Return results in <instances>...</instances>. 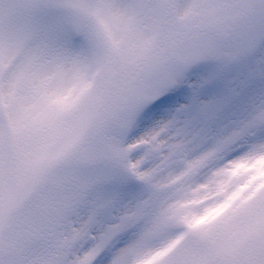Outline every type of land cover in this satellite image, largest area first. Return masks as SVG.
<instances>
[{"label": "snow or ice", "instance_id": "1", "mask_svg": "<svg viewBox=\"0 0 264 264\" xmlns=\"http://www.w3.org/2000/svg\"><path fill=\"white\" fill-rule=\"evenodd\" d=\"M254 3L257 17L249 21L242 11L248 0H237L229 22L218 29L210 61L189 76L207 80L198 89L181 84L148 104L129 140L146 133L135 143L151 146L163 126L192 154L243 156L249 163L264 159V0ZM12 8L23 9L22 20L8 18ZM76 43L52 0H0V128L6 122L10 136L47 132L79 106L91 65ZM203 97L215 99L203 103ZM138 155L121 150L118 156L120 179L109 191L121 204L140 191L144 174ZM75 214L69 210L59 226L74 233L66 239L61 264H125L121 253L131 231L125 218L112 225L104 215L94 226L77 228ZM205 215V223L181 217L187 233L173 253L176 264H264V189L251 199L244 193L216 219L199 213ZM159 261L169 264L168 258Z\"/></svg>", "mask_w": 264, "mask_h": 264}, {"label": "bare ground", "instance_id": "2", "mask_svg": "<svg viewBox=\"0 0 264 264\" xmlns=\"http://www.w3.org/2000/svg\"><path fill=\"white\" fill-rule=\"evenodd\" d=\"M160 1L163 0H156V3ZM144 2L152 3L151 0L112 1L102 10L104 21L98 20L99 23L79 25L75 19L73 21L70 17L59 16L66 28L77 37L75 49L82 51L90 62L89 82L76 110L61 117L51 129L54 130L57 126L58 130L55 143L48 145L49 150H55V154L48 155L49 153L44 152L45 147L43 150L35 148V155L21 154L16 160L17 165L12 162L10 170L14 167L13 171L7 173L5 181L14 192L8 195L9 200L6 198L0 203L2 207L9 201L12 203L11 195L19 190V195L24 194L25 191L20 186L15 189L13 187L24 176V165L29 167V177H25L22 180L24 184L21 185L26 190L31 185H37L39 176L50 167L57 166L52 167L54 170L48 177L51 182L45 193L49 200H57L55 214L50 220H34L25 227L30 237L25 247L30 246L32 240L35 244L42 243L40 252L46 254L48 264H56L59 259H63L66 239L74 236L71 230L59 227L69 210L76 213L71 218L75 220L77 228L84 224L93 225L94 217L99 220L101 216L107 215L111 218L112 225L120 222H112L113 218L124 217L125 224L131 231L123 252L133 247L136 240H139L138 247L147 246L144 235L154 227L165 226L170 234L166 241L149 245L138 257L125 264H160L161 257L168 258L169 264H176L173 253L175 248L183 245L181 237L186 239L187 233L181 213L197 216L198 223H205L207 216H199L201 211L211 213L212 219H216L244 193H249L251 199L256 192L264 189V159L249 163L243 156L228 160L210 151L192 154L185 151L181 142L175 140L163 126L157 129L159 139L154 144L137 146L135 142L146 133H141L140 137H132L131 140L128 139V133L141 111L132 113L129 118L126 117L127 120L121 112L120 115H113L110 125L102 129L103 134L94 137L92 145L79 153L83 155L82 158L78 157L79 150L76 148L81 142L80 136L93 120L97 122L101 118L106 99L117 89L122 67L143 56L156 38L159 16L155 10L153 16L149 15ZM183 2L176 0L174 18L182 17L186 6ZM64 6L71 9L72 0H67ZM17 9H9L5 14L9 19L19 21L24 11ZM257 13L258 9L256 12L254 7L253 17L248 20L254 21ZM217 32L218 29H212L206 34H196L193 39L196 42L194 47H201L203 52H212ZM190 75L195 74L192 72L184 75L182 82L195 89V81L199 79H189ZM213 99L215 98L204 97L202 102L207 103ZM120 122L123 123L121 129L118 125ZM1 137L0 134V140ZM11 137L17 144L21 143L14 136ZM26 142L28 141L23 143ZM121 150L139 151L136 159L143 165L144 174L140 191L122 204L109 191L110 186L120 179L117 160ZM3 156H6L5 152L1 154ZM212 156L214 157L203 166V161ZM3 195L0 188V198ZM9 208L10 206H6L4 210L8 211ZM34 210L31 208L28 212L35 213ZM172 220L176 224L168 226ZM108 229L109 224H105V230ZM180 230L186 233L183 234Z\"/></svg>", "mask_w": 264, "mask_h": 264}, {"label": "rangeland", "instance_id": "3", "mask_svg": "<svg viewBox=\"0 0 264 264\" xmlns=\"http://www.w3.org/2000/svg\"><path fill=\"white\" fill-rule=\"evenodd\" d=\"M112 1L113 0H72L73 7H71V9L64 6L67 4V0H52V3L57 7L59 16H68L70 14L72 18L75 15L79 22L99 23L98 20H103L102 7H107ZM163 1L156 3V0H151V4L144 2L143 5L146 6L148 14L153 15L155 5H158V12L163 9L161 6ZM183 1L186 6L182 13V17L172 19L173 17H171V15L176 0H169V5L166 8V17L163 22L159 21V35H157L158 40L156 43H153L149 53L139 62L123 69V83H121V86H118L117 91L109 95L108 101L103 108L102 115L106 116L107 121L111 114L116 111L117 113L119 112V107L121 106V109L127 112L125 115V120H127L129 115L146 107L150 99L154 96L168 92L174 87H179L182 84L181 80L186 71L189 72L191 69L210 61L211 51L206 50L203 52L201 47L196 49L193 46L196 45V42L191 44L192 39L196 37V34H206L209 30L219 29L221 25L228 23L231 14L230 9L236 4L237 0ZM254 7L257 12L258 8L255 6L254 0H248L247 6L242 9L243 14L247 18H252V10ZM14 10L18 9L14 8ZM19 10L23 9L20 8ZM174 14L175 11L173 12V16ZM207 78L206 75H202L199 80H196V89H198ZM143 87L148 89L147 95L142 91ZM106 122L104 123L99 119L96 123H91L87 127L84 134L80 136L81 143L76 148L79 150L78 154L81 153L82 150L86 151L87 146L92 145L94 137L98 136L100 133L103 134L102 129L109 125V121L108 123ZM118 125L120 128L123 127L122 122ZM56 128L57 126L46 135H43V133H34L27 136L28 139L24 137L23 140L28 142L22 145H17L15 139L7 133L6 122L4 127L0 128V134L2 135V140H0V155L3 153L5 147L7 148L5 152L6 159L1 160L0 157V188L4 194L0 198V203L3 202L11 192H14L5 181L7 173L13 171L14 167L10 170L11 165L13 166L12 162L17 165L18 163H16V160L21 154L35 155V148L43 150L45 147L44 152L47 151V153H49L48 155L55 154V150H49L48 145L51 142L55 143V135L58 132ZM2 130L4 134H2ZM79 158L81 159L82 156ZM52 167H50V169H52ZM23 172L24 176H22L19 185L24 184L22 180L25 179V177H29V167L24 165ZM50 173L51 170H48L45 174H41L36 183L37 185H31L28 190H26V187L20 186L23 191H25L24 195H19L20 190L14 195H11L12 203L9 201V203H5L4 206H10L8 211H5L4 207H2L3 205H0V264H48L46 254L40 252L42 243L36 242L35 244L32 240L30 246L28 245L27 248L25 247V244L30 240V237L25 231V227L31 223V220L28 219L29 217L37 220V222L46 221L50 220L52 215L55 214V210H57V200L55 201L54 199L51 201L48 199L47 195L44 196V193H46L45 190L51 182V180L48 179ZM19 185L15 182L13 184L14 189L19 188ZM6 200L9 199L7 198ZM31 208H34L36 213L28 214L27 210ZM58 209H60V206ZM180 216H184V213H181ZM92 219V226H94L98 220H95V217ZM118 221V218L112 219V222L118 223ZM174 223H176V221L172 220L168 226ZM163 233L164 227H159L151 229L150 232L146 234V237L147 239L148 237L156 238V235L162 237ZM137 251V249L130 248L128 251L122 252L121 255L125 260L130 255V252H135L137 254ZM61 260L62 258L59 259L56 264H61Z\"/></svg>", "mask_w": 264, "mask_h": 264}]
</instances>
